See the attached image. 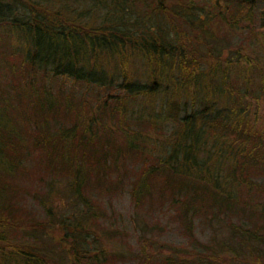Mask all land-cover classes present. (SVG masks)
<instances>
[{
    "label": "trees",
    "instance_id": "trees-1",
    "mask_svg": "<svg viewBox=\"0 0 264 264\" xmlns=\"http://www.w3.org/2000/svg\"><path fill=\"white\" fill-rule=\"evenodd\" d=\"M214 20L246 29L262 55L218 54ZM263 37L264 0H0V264H264ZM158 95L152 121L128 113ZM145 127L165 149L148 152ZM28 181L61 185L74 214L35 217ZM123 187L135 216L165 204L188 249L142 223L129 250L103 226L98 199ZM201 215L224 219L233 243H200Z\"/></svg>",
    "mask_w": 264,
    "mask_h": 264
},
{
    "label": "rangeland",
    "instance_id": "rangeland-1",
    "mask_svg": "<svg viewBox=\"0 0 264 264\" xmlns=\"http://www.w3.org/2000/svg\"><path fill=\"white\" fill-rule=\"evenodd\" d=\"M260 9L261 5H257V12H259ZM195 11H197V9H194L191 14H193ZM208 14L209 13H206V16ZM212 22L213 23H211L210 27L206 29V43L217 48H220L223 45L228 48V50L221 49L218 54L228 56V54L230 55L229 51H234L238 48L240 52L247 49H253L260 56L262 55V52L257 48L255 38L252 36V34L246 32V29L227 30L223 26H217L215 20ZM200 47L203 50L205 49L203 44H201ZM129 67L131 68V76L134 78H138L143 82V80L146 78V74L145 67L141 59L134 56L133 62L129 65ZM155 100V105H153L152 102L143 103L140 99L138 100V102L130 101L128 113H132V116H136L138 115V113H141L144 120L152 121L153 118H151L147 114H151V112L155 110V106L158 105L160 100L159 95L156 96ZM145 130L147 131V133H150L151 138H156L151 139L152 141H149L150 145L148 146V152H156L157 154L161 149H165V134L155 133L154 128L150 129L145 127ZM154 134L156 136H154ZM136 166L137 162L135 160L133 162H130V166L124 177L131 179L132 176L130 173L135 169ZM27 186H36L35 188H37V195L23 196V204L35 217L39 219L44 218L45 215L43 207L45 205L51 206V208L55 212L60 209L59 211L64 215L70 216L71 214H74L72 209L69 210L67 208H64V189L61 185L58 186V191H54L56 189L54 188L49 192L48 185L37 184V182L35 181H28ZM97 202H99L100 207H102V209L104 210V213L100 219L102 225L106 227L111 226L114 228L123 229L125 231V244L129 246V250H134L136 248L138 242V228L140 225H142V223L153 224L150 226L152 228H148L150 229L148 231V234L152 238H154L156 242H162L166 245L168 244L179 247L184 246L186 249H188L187 237L182 232L181 227L177 222H175L172 218L171 221L168 219L167 206H165V204L161 206L160 210L155 209L154 213L152 214L149 213V215L146 216L143 213L137 212V216H135L127 189L124 187L118 192H113L109 198H107V196L99 198ZM153 205L154 204H152L151 206ZM192 231L193 235L198 239L200 243L202 242L207 244L208 242H210V238H212V247H214L215 243L218 241L233 243V237L229 235V226L227 225V222L221 218H219L218 220L207 221L206 216H197L194 218ZM121 239L122 237L115 236L112 241L114 243L118 242L122 244ZM130 263L131 261L129 260V258L124 260V264Z\"/></svg>",
    "mask_w": 264,
    "mask_h": 264
}]
</instances>
